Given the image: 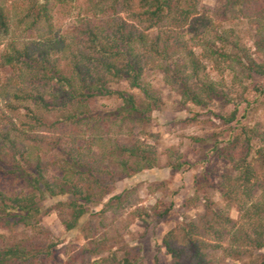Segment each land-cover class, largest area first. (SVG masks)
Wrapping results in <instances>:
<instances>
[{
    "label": "trees",
    "instance_id": "16d2710c",
    "mask_svg": "<svg viewBox=\"0 0 264 264\" xmlns=\"http://www.w3.org/2000/svg\"><path fill=\"white\" fill-rule=\"evenodd\" d=\"M73 1L0 0V36L5 38L0 73L10 72L0 78V99L18 117L8 120V128H0V171L7 165V174L27 187L16 195L0 189V229L20 226L33 235L0 247V264H56L52 246L43 249L31 243L43 231L42 217L51 210L67 212L61 223L73 231L88 205L108 192L103 177L113 180L119 172V178H129L156 165V152L142 141H118L123 132L132 138L160 104L143 79L146 63L157 65L183 105L196 107L207 106L224 90L226 72L233 85L252 76L264 77V0H217L211 12L201 14V0H81L82 9L70 30L56 32L52 23L56 6ZM236 20L251 26L253 53L231 26ZM208 67L219 80L210 77ZM121 81L137 90L140 98L112 90L111 85ZM255 93L256 100L262 98L264 86L255 88ZM113 96L121 106L105 117L93 114V99ZM241 103L244 111L251 106L240 99L222 117L225 124L236 121V125L225 146L216 148L238 176L232 185L230 176H224V205L205 198L204 214L178 223L163 237L171 264H213L208 251L219 249L227 258L247 257L253 264H264V253L252 256L264 250V196L253 200L251 194L256 176L252 160L264 169V138L254 149L255 130L236 120ZM52 116L56 120L47 122ZM244 118L242 113L240 119ZM59 127L66 133L59 134ZM64 138L68 149L62 148ZM55 151L54 165L62 174L46 177L41 155ZM182 166L171 165L178 170ZM45 197L63 201L43 208L39 202ZM119 200L120 195L112 197L104 208ZM241 201L252 203L245 208ZM235 204L241 222L230 217ZM90 251L85 248L83 253ZM110 257L86 264H131L117 261L114 254ZM76 260L71 257L66 264H77Z\"/></svg>",
    "mask_w": 264,
    "mask_h": 264
},
{
    "label": "rangeland",
    "instance_id": "374dc122",
    "mask_svg": "<svg viewBox=\"0 0 264 264\" xmlns=\"http://www.w3.org/2000/svg\"><path fill=\"white\" fill-rule=\"evenodd\" d=\"M217 5V0H201L198 12H211ZM81 9V0L66 6H56L52 21L54 30L59 33L70 30ZM231 26L253 53L252 42L249 41L251 26L240 20ZM4 40L0 36V51ZM206 71L211 78L219 80L211 68L208 67ZM9 73L8 69L3 70L0 78L7 77ZM143 79L151 84L160 104L151 112L149 122L144 123L141 130L137 129L132 138L123 132L118 136V141L124 144H131L134 139L142 141L156 152L157 163L151 170L141 171L129 178H119V172L113 180L103 177L108 192L96 203L88 205L86 214L73 231L65 230L61 223V217L67 216V212L51 210L42 217L40 227L43 231L38 238H31V243L43 249L52 246L56 264H66L71 257L77 258V264L81 261L86 264L98 259H109L111 254L115 255L117 261L126 259L131 264H171V257L162 245L163 237L178 223H187L204 214L202 203L205 198L220 206L224 205L225 201L221 197V186L227 182L224 176H230L231 185L238 176V172L218 156L216 148L225 146L224 141L230 130L235 128L236 121L225 124L222 117L228 116L240 99L248 100L251 106L244 111L245 104L241 103L236 120L246 128L255 130L258 137L253 140V148L262 146L259 138H264V96L256 100L255 88L264 86V77L252 76L249 80L243 79L241 84L233 85L230 72H226L223 77L224 90L205 107L183 105L178 92L167 83L156 64L146 63ZM111 88L124 95L134 94L140 98L139 92L130 89L125 81L112 84ZM121 104L116 96L98 97L92 100L90 107L93 114L105 117ZM4 106L5 102L0 99V128H8V120H18L17 113H10ZM2 112L6 117L1 115ZM242 113H245L244 119H240ZM55 120L56 117L52 116L47 122ZM57 132L63 135L66 129L59 127ZM66 142L64 138L62 148L68 149L64 146ZM57 153L41 155L47 168L46 177L59 178L62 174L58 165H54ZM177 164H183L182 168L178 170L171 167ZM252 167L256 175L251 180L252 199L262 200L264 169L254 160ZM8 168L4 165L0 171V189L10 195L19 194L27 187L20 179L7 174ZM118 195L120 200L117 204L110 201L112 208H104L112 197ZM58 200L63 201L45 197L39 203L47 208ZM242 202L245 208L252 203ZM229 213L233 220L241 222V213L236 204ZM30 236L33 235L20 226L12 230L0 229V247ZM85 248L93 251L83 253ZM263 253L264 250L255 251L252 256ZM208 255L214 258L213 264H253L247 257L238 260L227 258L220 249L210 250Z\"/></svg>",
    "mask_w": 264,
    "mask_h": 264
}]
</instances>
